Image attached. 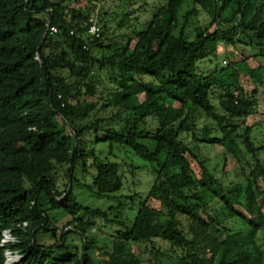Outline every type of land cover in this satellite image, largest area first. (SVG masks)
<instances>
[{"label": "trees", "instance_id": "trees-1", "mask_svg": "<svg viewBox=\"0 0 264 264\" xmlns=\"http://www.w3.org/2000/svg\"><path fill=\"white\" fill-rule=\"evenodd\" d=\"M74 1L0 0V264H264V144L247 125L264 103V0H111L142 2L115 37L90 35ZM221 45L242 59L202 73ZM215 147L232 178L212 169ZM78 188L116 205L86 206Z\"/></svg>", "mask_w": 264, "mask_h": 264}, {"label": "rangeland", "instance_id": "rangeland-1", "mask_svg": "<svg viewBox=\"0 0 264 264\" xmlns=\"http://www.w3.org/2000/svg\"><path fill=\"white\" fill-rule=\"evenodd\" d=\"M126 1H128V0H126ZM145 1H147V0H145ZM141 3L142 2L136 3L133 7L130 8L128 6H123V4H118L117 1H111V0H109V2H107V3H104L101 0H76V1L72 2L71 7L76 6L79 8H83V7L89 6L92 9L93 17L95 18L94 21H93V19H90V22H93V24H96V25L99 24V26L97 25V27L99 29L102 26H106L107 32L109 33L108 35H110V37L111 36L115 37V36H119L120 34L127 32V30H128L129 22L124 19L123 15L126 14V12L138 10ZM149 3L151 5L148 7V12L145 14L139 13V15L135 14V15H133L134 18H139L140 22H142V23L148 22L150 19L151 13L154 10V7L152 5L153 1H149ZM200 20H201V22L199 23L200 26H204L207 24V22L205 21V19H203V17H200ZM119 23L124 24L125 26L120 29L119 25H118ZM136 23H137L136 21H133V25H135ZM216 54H217L216 57H214L215 55H210L209 58L206 59V61L202 62V64L200 65V70L202 71V73L210 74L213 72V70L216 66H218L219 69L222 67L225 68L230 63L237 62V61H240L242 59V55H241L240 50H237L236 48H233L230 45H226V47L223 45L219 46ZM259 64L261 65V62L256 61L253 58L248 61V65H249V68L251 70L255 69ZM138 79H140V78H138ZM143 81L149 82L150 79L144 78ZM237 81L241 84V86L244 88V90H246L248 92L253 90V88L255 87V84L252 81V79L248 73H241L240 75H238ZM115 113H116V111H113V110H106V111L103 110V111L98 113V118L104 119L107 123L114 124V123H112L111 118L115 115ZM255 123H257V124L261 123L260 128L257 130L258 131L257 135L260 136L259 140L261 141V144H264V103L262 104L261 113H258L254 116H251L247 120V125H249V126L252 124H255ZM224 153L225 152L220 147H215L213 150H211L210 156L212 158H215L211 162V167H212V169L217 168L220 173L222 172V169H224L225 171L223 174L221 173V175L223 177L225 175V176H228V178H232V175H231V173L229 174V172H231V170L234 169V167L236 166V163L231 158H228L227 162L225 163L226 165L224 166V157H223ZM131 158H132V160H130L129 157L124 156L123 160L126 164L133 163L136 167H138V168L141 167V170L139 172L141 174L139 176H137V179H139L141 181V184H140V188H141L143 185H145L144 183H146V181L150 180L149 177H146L144 175V173L147 170L146 169L147 165L140 158H138L135 155H132ZM241 164L246 169V166H245L243 161H241ZM137 182H139V181H137ZM64 183H67V182L66 181L60 182V184H63V185H64ZM76 193L79 196L82 203L86 206H91V207L100 208V209H103V208L107 209L108 206L116 205L114 200L109 201L107 199H101L98 197H94L85 189H79L78 188V189H76ZM152 206H156V204H153ZM54 216L56 218L55 226H57L59 231H61L62 228L64 227V225L68 222V219L64 218L60 212L54 213ZM82 218L84 220H88L89 222L93 223L96 227L95 231H97L100 235H103L104 238H107V237H110L111 235H114L119 230V228H117L115 226L106 225L101 220H94V219H91V218H88L85 216H83ZM67 230H73V229L68 228ZM5 237L6 238L4 240V243H7L11 240L8 234H6ZM49 241L50 240L46 237L42 238V242H49ZM70 245L72 247L78 248L81 251V249H82L81 238L78 236H71ZM104 246L105 245L103 242L100 243V247H104ZM134 250H135L136 254H139V252L136 248H134ZM97 256L101 257L102 255L100 253H97ZM6 257H7L6 264L9 263L10 258H17L18 261L20 259L17 254L11 255L10 253H7Z\"/></svg>", "mask_w": 264, "mask_h": 264}, {"label": "built area", "instance_id": "built-area-1", "mask_svg": "<svg viewBox=\"0 0 264 264\" xmlns=\"http://www.w3.org/2000/svg\"><path fill=\"white\" fill-rule=\"evenodd\" d=\"M51 32H52V33H57V30H56L55 28H51ZM88 33H89L90 35H92V36L94 35V36L99 37V28L97 27L96 24H92V25L90 26V28H89ZM5 238H6V237H5Z\"/></svg>", "mask_w": 264, "mask_h": 264}, {"label": "bare ground", "instance_id": "bare-ground-1", "mask_svg": "<svg viewBox=\"0 0 264 264\" xmlns=\"http://www.w3.org/2000/svg\"><path fill=\"white\" fill-rule=\"evenodd\" d=\"M17 262H18V259L17 258H10L8 264H17Z\"/></svg>", "mask_w": 264, "mask_h": 264}]
</instances>
